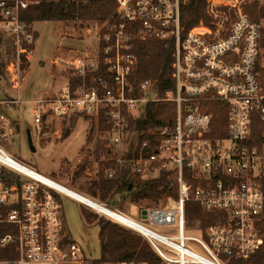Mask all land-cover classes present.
<instances>
[{"label":"built area","instance_id":"built-area-1","mask_svg":"<svg viewBox=\"0 0 264 264\" xmlns=\"http://www.w3.org/2000/svg\"><path fill=\"white\" fill-rule=\"evenodd\" d=\"M191 1L117 0L118 19L106 22L99 34L97 59L76 57V69L58 92L28 101L37 127L52 117L83 115L98 123L103 117L108 127L102 133L108 151L103 160L114 163L107 178L127 169L135 179L165 175L176 188L177 196L141 206V220L125 224L149 241L163 264H232L231 259H251L264 246V16L248 11L253 3L261 11L264 0H208L209 20L189 27L184 16ZM29 4L0 0V24L19 63L32 60L36 41L33 27L21 18ZM150 40L174 48L175 87L162 97L155 80L134 81L135 45ZM102 68L107 75L99 74ZM20 81L15 79L16 88ZM158 102L175 103V119L152 132L157 138L139 139L131 149L132 120ZM215 104L227 113L224 126ZM15 131L0 112V139ZM15 163L31 167L0 144V264H96L65 233L58 193H66ZM189 202L219 215L216 222L190 224ZM4 226L7 232L1 234ZM160 227H174L175 233L163 234Z\"/></svg>","mask_w":264,"mask_h":264},{"label":"rangeland","instance_id":"rangeland-1","mask_svg":"<svg viewBox=\"0 0 264 264\" xmlns=\"http://www.w3.org/2000/svg\"><path fill=\"white\" fill-rule=\"evenodd\" d=\"M105 25L106 22H37L32 60L22 58L23 63H19L16 49L0 24V100L4 95L7 96L6 101L22 99L17 103L0 104V112L20 127L14 135L0 139V144L42 174L91 197L93 192H98L99 165L106 157L97 152V145L103 139L97 118L83 115L73 119L52 117L37 127L33 104L28 100L46 92H58L76 69V57L87 55L89 60H96L99 34ZM54 60H61L66 69L58 68ZM43 62L46 65H42ZM16 78L21 80L18 88L14 86ZM28 129L32 131L35 150L29 144ZM58 198L64 211L65 233L80 244L90 262L102 258L100 225L96 220L88 222L83 210L97 220L104 218L136 232L66 194L58 193ZM96 199L99 200V194ZM153 204L149 200L136 202L127 199L120 201L119 211L141 220V206ZM157 230L163 234L175 233L174 227Z\"/></svg>","mask_w":264,"mask_h":264},{"label":"trees","instance_id":"trees-1","mask_svg":"<svg viewBox=\"0 0 264 264\" xmlns=\"http://www.w3.org/2000/svg\"><path fill=\"white\" fill-rule=\"evenodd\" d=\"M29 6L21 13L22 20L28 27H32L36 22H100L105 23L115 21L117 16V0H29ZM208 0H192L186 9L184 20L188 21V26L193 27L201 21H208L207 11ZM248 11L254 18L264 16V8L258 9V4L253 3L248 7ZM1 19V17H0ZM135 52L139 57V67L134 81L139 83L146 79H153L157 82V93L162 97L166 92L175 87L172 78L173 52L172 46H166L159 40L137 42ZM26 62V61H25ZM99 74L107 75L104 68ZM4 94V93H3ZM7 96L4 95L3 101ZM218 119H222L223 126L226 125V111L219 112L217 104L214 105ZM177 114V106L173 102L148 103L146 113L139 119L132 120L135 131L131 149H134L137 140L157 138L152 136V132L160 125L168 124L173 121ZM79 115H73V119ZM68 118V117H65ZM16 126V125H15ZM105 119L102 117L99 122V129L102 133L107 129ZM17 129V127H16ZM219 127H216L215 135ZM17 131V130H16ZM66 133H70L67 131ZM98 154L107 155L105 143L101 140L97 145ZM114 166L113 161L102 160L99 165V179L96 182L98 192H93L91 197L96 199L99 194V202L120 210V201L127 199L141 202L149 200L154 204H159L161 199L173 195L177 196V190L172 187L165 175L161 178L149 181L129 176L127 169H123L115 178H107L106 171ZM17 176H12L14 180ZM97 200V199H96ZM108 203V204H107ZM110 203V204H109ZM121 211V210H120ZM83 214L90 223L95 220L100 225V241L102 249L101 260L95 261L96 264L103 262H131L146 261L151 264H163L160 256L156 254L149 241L142 235L130 231L119 223H113L104 218L97 220V217L83 210ZM219 216V215H218ZM217 214L204 211L198 203L189 202L187 205V219L190 224L195 220L202 221L203 225L216 222ZM1 234L7 232V228H2ZM5 229V230H4ZM260 229L264 235V217L260 222ZM232 264H264V246L249 260L231 259Z\"/></svg>","mask_w":264,"mask_h":264},{"label":"bare ground","instance_id":"bare-ground-1","mask_svg":"<svg viewBox=\"0 0 264 264\" xmlns=\"http://www.w3.org/2000/svg\"><path fill=\"white\" fill-rule=\"evenodd\" d=\"M15 165H17L19 167L20 170L34 176L35 178H38L46 183H49L55 187H57L58 189H60L61 191H63L64 193L68 194L69 196L73 197L74 199L80 201L81 203H83L84 205L91 207L103 214H106L112 218H114L115 220L122 222L124 224H136V220H134L133 218L129 217L128 215L124 214L123 212H120L119 210L113 209L101 202H99L96 199H93L87 195H85L84 193H81L57 180H54L44 174H42L41 172L37 171L36 169H33L25 164L22 163H15Z\"/></svg>","mask_w":264,"mask_h":264},{"label":"crops","instance_id":"crops-1","mask_svg":"<svg viewBox=\"0 0 264 264\" xmlns=\"http://www.w3.org/2000/svg\"><path fill=\"white\" fill-rule=\"evenodd\" d=\"M36 23H37V22H36ZM36 23H34L33 26H32V27H33V30H34L35 33H36V31H37V30L35 29V24H36ZM68 51L71 52V50H68ZM54 62H55V65L58 66V68H60L59 66H61V68L66 67L65 64H64L61 60H54ZM42 65H46V63L43 62ZM62 70H63V69H62ZM17 127H18V125H17ZM15 156H16V155H15Z\"/></svg>","mask_w":264,"mask_h":264},{"label":"water","instance_id":"water-1","mask_svg":"<svg viewBox=\"0 0 264 264\" xmlns=\"http://www.w3.org/2000/svg\"><path fill=\"white\" fill-rule=\"evenodd\" d=\"M17 128H18V130L20 129L19 125H18ZM27 133H28L29 144H30V146L35 150V147H34V141H33L32 131H31V129H28V130H27Z\"/></svg>","mask_w":264,"mask_h":264}]
</instances>
